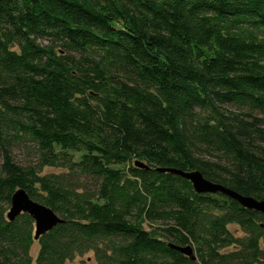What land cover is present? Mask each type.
I'll list each match as a JSON object with an SVG mask.
<instances>
[{
	"label": "trees",
	"instance_id": "trees-1",
	"mask_svg": "<svg viewBox=\"0 0 264 264\" xmlns=\"http://www.w3.org/2000/svg\"><path fill=\"white\" fill-rule=\"evenodd\" d=\"M0 151V264H264V214L157 170L264 199V0H0ZM18 188L62 222L8 220Z\"/></svg>",
	"mask_w": 264,
	"mask_h": 264
},
{
	"label": "water",
	"instance_id": "water-1",
	"mask_svg": "<svg viewBox=\"0 0 264 264\" xmlns=\"http://www.w3.org/2000/svg\"><path fill=\"white\" fill-rule=\"evenodd\" d=\"M135 165L146 168V165L141 161H135ZM157 170L175 174L188 180L196 193H220L236 200L246 209L255 210L264 214V199H257L252 196L242 195L222 184L210 181L206 179L198 170H181L171 167L157 168ZM21 213L28 214L33 220L34 240H37L39 236L50 231L53 227L62 222V219L49 207L34 201L23 188H18L13 191L10 196V205L6 212V217L8 220H13ZM168 246L186 255L191 260H195V255L190 245L179 246L168 243Z\"/></svg>",
	"mask_w": 264,
	"mask_h": 264
},
{
	"label": "rangeland",
	"instance_id": "rangeland-1",
	"mask_svg": "<svg viewBox=\"0 0 264 264\" xmlns=\"http://www.w3.org/2000/svg\"><path fill=\"white\" fill-rule=\"evenodd\" d=\"M225 111H232L237 112V109L233 106L224 105L222 107ZM11 155L13 157V160L20 166H31V167H37L38 165V154L35 149V147L30 142H18L15 143L14 146L11 149ZM204 157L213 161H219V155L216 152H210L209 154H204ZM2 162L1 157V151H0V165ZM63 171L61 168L56 167H44L41 171V173H50V172H61ZM83 182L89 186H93V181H90L88 179H84ZM8 210V209H7ZM156 224H147L145 225L146 229L151 228L152 226H155ZM230 232L235 236H242L243 233L240 230V228L235 224H230L228 226ZM231 249V248H230ZM38 250V245L36 241H34L33 245L30 248V256L34 260L36 257V253ZM64 264H97L95 261L94 255L91 251L84 253L81 256H76L71 260H67L64 262Z\"/></svg>",
	"mask_w": 264,
	"mask_h": 264
}]
</instances>
